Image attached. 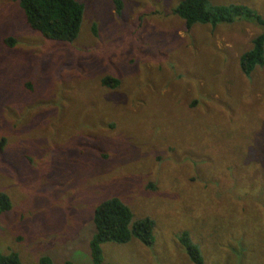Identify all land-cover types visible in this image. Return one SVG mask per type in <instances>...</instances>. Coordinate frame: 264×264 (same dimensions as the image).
<instances>
[{"label":"rangeland","instance_id":"rangeland-1","mask_svg":"<svg viewBox=\"0 0 264 264\" xmlns=\"http://www.w3.org/2000/svg\"><path fill=\"white\" fill-rule=\"evenodd\" d=\"M77 1L60 42L0 0V251L90 264L93 207L116 197L153 241L103 242L106 262L192 264L186 231L202 264H264V61L237 62L261 26H186L179 0ZM208 1L264 18V0Z\"/></svg>","mask_w":264,"mask_h":264},{"label":"trees","instance_id":"trees-1","mask_svg":"<svg viewBox=\"0 0 264 264\" xmlns=\"http://www.w3.org/2000/svg\"><path fill=\"white\" fill-rule=\"evenodd\" d=\"M23 15L25 24L37 31L42 37L70 42L78 32L83 14V4L77 0H16ZM114 8L121 7L120 0H112ZM173 13L180 17L186 26L194 23H207L211 26L217 23H230L235 20H251L261 26V31L252 36L250 46L238 57V67L243 74H248L254 67L264 61V18L246 5L239 3L211 4L208 0H179L173 8ZM93 32V29H92ZM6 46L13 41L3 38ZM101 85L107 88L117 86L118 80L104 76ZM9 200L0 192V212L8 209ZM91 220L93 234L88 242L90 264H111L103 260L100 244L103 242L125 243L135 238L144 245L152 241L153 221L149 217L132 219L129 208L116 197L99 201L92 210ZM178 242L184 248L187 258L192 264H202L198 246L191 241L186 231H182ZM0 264H20L18 256L13 251H0ZM37 264H51L50 258L42 255ZM61 264H74L64 260Z\"/></svg>","mask_w":264,"mask_h":264}]
</instances>
